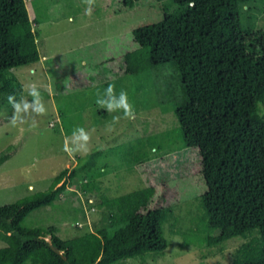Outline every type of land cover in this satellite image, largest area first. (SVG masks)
<instances>
[{
	"label": "rangeland",
	"instance_id": "obj_1",
	"mask_svg": "<svg viewBox=\"0 0 264 264\" xmlns=\"http://www.w3.org/2000/svg\"><path fill=\"white\" fill-rule=\"evenodd\" d=\"M122 1L95 0L87 15L84 0H24L30 20L39 21L32 27L38 32L40 61L13 70L23 89L16 100L23 96L31 102L25 86L35 83L45 112L30 110L24 123L13 125L12 104L0 93V153L8 156L0 165V207L48 191L52 179L63 172L57 186L65 182L60 196L32 212L23 225L54 227L59 238L70 239L107 223L106 202L153 186L171 216L162 227L167 249L162 256L148 254L143 261L124 264H245L258 258L262 248L258 230L211 247L199 244L202 233L191 221L200 215L204 184L198 150L180 149L174 134L178 124L173 110L184 103L176 74L166 68L115 76V62L133 46L131 32L160 21L162 5L144 2L125 9ZM253 12L257 27L264 30V11ZM107 74L106 81L97 82V76ZM108 84H114L117 93L127 91L134 120L113 124L116 113L96 105L97 93L103 94ZM78 127L94 131L88 151L72 154L65 150V138ZM139 151L149 161L134 166ZM46 240L51 243L50 237ZM4 246L0 241V249Z\"/></svg>",
	"mask_w": 264,
	"mask_h": 264
},
{
	"label": "trees",
	"instance_id": "obj_2",
	"mask_svg": "<svg viewBox=\"0 0 264 264\" xmlns=\"http://www.w3.org/2000/svg\"><path fill=\"white\" fill-rule=\"evenodd\" d=\"M144 2L161 4L163 18L131 32L133 46L115 62V76L150 69L175 72L184 103L173 110L174 134L180 149L198 150L204 184L200 215L191 221L202 233L199 244L211 247L258 230L261 254L245 264H264V30L253 12L264 11V0H123L122 6ZM38 24L30 20L24 0H0L4 101L23 91L13 70L40 61L38 32L32 27ZM108 74L97 76V82ZM138 146L145 148L141 142ZM6 160L1 152L0 165ZM147 161L148 155L139 151L132 163ZM63 177V172L55 176L46 192L0 207V241L5 244L0 264H124L166 251L162 227L171 216L153 186L106 202L108 221L94 232L61 239L54 227H25L32 212L60 196L65 182L57 186Z\"/></svg>",
	"mask_w": 264,
	"mask_h": 264
},
{
	"label": "clouds",
	"instance_id": "obj_3",
	"mask_svg": "<svg viewBox=\"0 0 264 264\" xmlns=\"http://www.w3.org/2000/svg\"><path fill=\"white\" fill-rule=\"evenodd\" d=\"M84 3L87 5L85 9L86 14L91 15L92 9L95 6V0H84ZM72 19L73 18L69 17V22H72ZM25 87L28 90L29 96L32 97L31 102L27 101L23 96H21L19 101L16 100L14 95L8 97V101L12 104L14 109L13 116L11 117V123L13 125L17 122L24 123V116L30 115V110L32 113L40 115L45 112L43 97L41 96L37 84L31 83ZM96 105L106 110L108 113H116L112 117L113 124L118 123L121 119L134 120L136 117L134 105L130 102L127 91L121 89L119 93H117L114 84H108L103 94L97 93ZM91 131L82 127L75 128L71 137L65 138V150L72 154L87 152L91 140ZM69 141L71 146H69Z\"/></svg>",
	"mask_w": 264,
	"mask_h": 264
},
{
	"label": "crops",
	"instance_id": "obj_4",
	"mask_svg": "<svg viewBox=\"0 0 264 264\" xmlns=\"http://www.w3.org/2000/svg\"><path fill=\"white\" fill-rule=\"evenodd\" d=\"M3 115V114H2Z\"/></svg>",
	"mask_w": 264,
	"mask_h": 264
}]
</instances>
